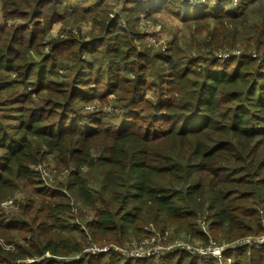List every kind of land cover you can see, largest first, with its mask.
<instances>
[{
    "label": "trees",
    "instance_id": "16d2710c",
    "mask_svg": "<svg viewBox=\"0 0 264 264\" xmlns=\"http://www.w3.org/2000/svg\"><path fill=\"white\" fill-rule=\"evenodd\" d=\"M106 1L0 0L6 20L0 27V201L24 192L17 210L0 208V230L10 233L3 241L13 245H0V264L32 256L36 264H220L181 249L159 258L84 249L89 238L122 244L132 232L144 235L167 223L202 243L220 242V231L229 241L264 234V61L252 54L220 61L186 53L176 42L166 53L137 49L130 38L141 33L128 30L139 12L166 9L184 20L211 17L223 28L231 22V33L242 21L254 32L246 39L260 48L264 0L235 2L231 12L232 4L158 0L150 8L126 0L121 14L100 17L98 3ZM68 12L99 17L96 40L72 29L48 37ZM15 18L27 21L9 23ZM220 39L212 35L208 42ZM108 96L122 122L105 126L84 103ZM50 155L67 175L59 179L58 172L47 187L31 166ZM83 168L100 171L99 188L89 185ZM222 257L264 264V247H227Z\"/></svg>",
    "mask_w": 264,
    "mask_h": 264
},
{
    "label": "rangeland",
    "instance_id": "374dc122",
    "mask_svg": "<svg viewBox=\"0 0 264 264\" xmlns=\"http://www.w3.org/2000/svg\"><path fill=\"white\" fill-rule=\"evenodd\" d=\"M126 0H108L105 3H98L99 9L102 10V12H99L98 15L101 17L105 11L109 13V16L113 17L116 13H122L121 7L126 5ZM135 1V0H130ZM138 2H142V5H146L147 7L150 2L153 3H159L158 0H137ZM180 2H183L185 4H188V1L190 0H178ZM192 3H194L198 7H203L205 5H211L217 7L219 9H227L226 5H231L230 8H228V11H235L234 9L237 7L233 6V2L239 3L242 0H191ZM131 7V6H130ZM152 8V7H150ZM140 16L137 18L136 21L133 22V25L130 24L128 26V30H133L136 33L139 32L141 34V37L135 38L136 35H133L132 38H130V41L136 46L137 49L143 48L142 46H149L152 51L159 50L161 53H166V51L169 49L170 45L173 42H176L177 45L182 48L186 53H192V54H203L205 57L212 55H215L218 60H223L228 55H247L252 54L253 56L256 55V57H259L260 60L264 61V37L263 42L260 48H257L253 45H251L249 39H246L248 35L254 34V32L247 28L244 25V22L237 21V28L231 33V27H235L234 24L229 22L228 25H225L223 28V23H218L215 20H212L211 17L202 19L199 21H190V20H184L178 17L177 15L171 13L169 10H160L155 9L152 10L150 14H144L143 12H139ZM99 17L95 16L94 21L93 20V14H87L84 17H78V15H71L70 12L66 13L65 16V22L58 21L53 24L51 29H49V32L47 36L50 35H57V36H64L65 32L68 29H72L75 33H78V31H84L85 33V41L92 42L96 40L95 37H98L100 35V27L96 24L95 21H97ZM253 19L256 20L257 16L254 15ZM5 19L3 17V13L1 10V2H0V27L4 25ZM27 19L22 18H15L9 20V23H21L25 22ZM242 22V23H241ZM122 25L126 26L125 19L121 20ZM226 23V22H225ZM212 27H217L219 29L215 30V33H212L213 30ZM236 33V34H235ZM132 35V34H129ZM215 35L220 40L216 41L215 43L208 42L210 36ZM223 40V41H222ZM221 46H220V42ZM215 45L214 49L209 50L212 46ZM101 44H98L96 47L100 48ZM206 45V46H205ZM93 57H100L99 52H96L93 54ZM180 56L177 57L179 59ZM100 61V58L97 59ZM183 61H186V58H182ZM131 76V75H130ZM149 94V93H148ZM150 95V94H149ZM115 105V100L113 96H108L105 98V100H101L98 97L92 98L90 101H86L84 103V110H86L88 113H94V117L92 119H95L97 117L103 116L102 124H105V126L114 125L117 123L122 122L121 118H116L114 116V113L117 109ZM155 113H160L159 111H156ZM104 114V115H103ZM47 166L51 168H58L59 172V179L64 178V176L67 175L65 168L62 170L60 169V164H58L52 155H50L44 162ZM83 175L86 178L87 182L90 186L99 188L98 185V179L100 177V171L95 170L94 168H83ZM17 187H20L24 189L26 192V195L28 197L31 196V192H29V187L24 186L21 182H18ZM74 203V202H73ZM81 205V202H80ZM82 210H87L85 207L82 208ZM84 213V212H83ZM203 223V222H202ZM201 223V224H202ZM145 224L147 226L151 225V222L147 219H145ZM165 227L158 228L155 232H160L164 230H169V235L167 237V242H173L171 244H176L177 247H182L181 243H189L191 245H194L195 247H199L200 237L198 235L189 236L187 234V230L183 227H180L178 224L175 223H167ZM203 230V229H202ZM204 231V230H203ZM207 231V229H206ZM209 231V230H208ZM154 231L146 233L144 235H140L141 233H130V235L126 238L129 239L128 241H125L122 244H117L119 247H127L128 250L134 249L137 247L138 243L146 238L151 237L155 234ZM74 238L77 239L80 238L76 233L69 232ZM10 234L5 229L0 230V237L2 240H6V237ZM188 235V237H187ZM259 237L263 236L261 234H253V235H245L239 238H236L234 240L229 241V239L224 238L225 234L220 231L218 232V237H221L219 240L221 243H241L244 241V239L247 240L246 236H254ZM160 233L161 239H164ZM245 237V238H243ZM242 238V239H240ZM251 238V237H250ZM125 239V240H126ZM180 239H183L187 242H184ZM239 239V240H237ZM236 240V241H235ZM93 244L92 245H103L102 243H96L90 240ZM177 243H180V245H177ZM202 243V242H201ZM109 244V243H106ZM170 244V245H171ZM87 245V241L86 244ZM88 247L91 246L90 244L87 245Z\"/></svg>",
    "mask_w": 264,
    "mask_h": 264
},
{
    "label": "built area",
    "instance_id": "2783aa9c",
    "mask_svg": "<svg viewBox=\"0 0 264 264\" xmlns=\"http://www.w3.org/2000/svg\"><path fill=\"white\" fill-rule=\"evenodd\" d=\"M235 3V1L233 2ZM256 56V55H255ZM227 57V56H226ZM32 169L36 171L39 175L40 180L44 183L47 187H52L54 178L57 176L58 171L55 168H51L47 166L44 162L33 164ZM24 192L21 189H17L11 196L6 197L5 199L0 201V208L4 209L5 212H12L17 210L19 204L23 201ZM72 209L75 210V206L72 204ZM261 212V211H260ZM76 220L80 223L81 227L84 228V225L79 221L78 217L76 216ZM202 229L206 231L207 224L205 222L202 223ZM157 231V230H156ZM155 232V231H154ZM164 237L161 239L160 237ZM169 230H164L160 232H155V234L151 237H146L142 239L136 248L128 250L127 247H119L114 243L103 244V245H92L93 243L88 240L87 245L90 244L91 246L85 247V251L90 252H97V251H108L114 249L118 252L125 253L135 257H143V256H151L154 258H159L165 251H173L175 249L185 250L197 255H201L203 257H213L215 258L220 264H231V259L226 258L223 260V252L227 247H241L244 245H254L256 247H264V234L263 236L255 237L254 236H246L247 240L244 239L241 243H220L215 240H209L206 243H199V247H195L189 243H181L182 247H177L176 244H171L173 242H167V237L169 235ZM245 238V237H243ZM242 239V238H240ZM184 242H187L183 239H180ZM239 240V239H237ZM236 241V240H235ZM171 244V245H170ZM0 245H2L6 249H12L13 245L10 243H6L3 240H0ZM180 245V243H177ZM36 256L26 257L23 259H18L15 264H36Z\"/></svg>",
    "mask_w": 264,
    "mask_h": 264
}]
</instances>
